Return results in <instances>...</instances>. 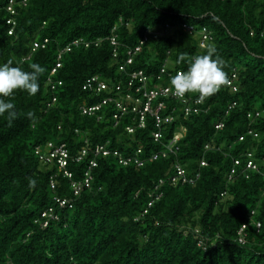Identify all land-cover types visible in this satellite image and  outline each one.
I'll return each mask as SVG.
<instances>
[{"label": "trees", "instance_id": "trees-1", "mask_svg": "<svg viewBox=\"0 0 264 264\" xmlns=\"http://www.w3.org/2000/svg\"><path fill=\"white\" fill-rule=\"evenodd\" d=\"M7 1L0 0V64L31 71L35 62L45 72L35 95L17 90L4 98L15 106L14 120L0 115V264H264V0H14L10 33ZM209 43L235 91L222 85L190 115L178 100L156 95L151 107L160 102L158 114L172 118L154 141V116L146 113L138 126L130 105L135 97L144 102L142 91L170 85ZM93 76L104 87H85ZM104 98L110 100L94 113L82 112ZM118 101L127 102L122 114ZM175 131L182 133L177 150L149 160ZM106 141L122 154L139 148L144 162L122 165L95 154L84 183L93 151ZM47 142L66 147L70 178L55 160L35 155ZM247 151L258 171L245 177ZM175 163L189 176L198 173L194 182L154 189ZM71 179L82 183L77 193ZM157 191L161 196L147 206ZM48 207L57 216L42 225Z\"/></svg>", "mask_w": 264, "mask_h": 264}, {"label": "built area", "instance_id": "built-area-1", "mask_svg": "<svg viewBox=\"0 0 264 264\" xmlns=\"http://www.w3.org/2000/svg\"><path fill=\"white\" fill-rule=\"evenodd\" d=\"M7 2L8 3L6 5L5 9L9 13L10 16H8L6 19V23L9 25L8 30L6 32L10 33V32H12L13 26L15 24V20H14L13 15L16 13V9H14V7H13V3L15 2L14 0H8ZM183 27L185 29H188V31H191V28H192V26H186L185 24L183 25ZM112 32L113 31L110 32L108 39H109V42L111 45H115L116 44V34H114ZM200 34L202 36V39H205L208 35V32L206 29H204V27H202V28H200ZM79 41H81V39L74 40L73 43L75 44V43H78ZM44 42H45V39L43 40V43ZM39 45L43 46L42 43H40ZM37 46H38V42L32 43V49H34ZM135 50H137V47L134 48V51ZM129 53H130V51H128V54ZM55 67H57V65ZM54 69L55 68L53 67L51 70L54 71ZM177 72H182V71L177 70L176 73ZM134 75L136 76L135 72L132 73V77ZM137 75H138V80L142 82L143 76L141 75V72L138 71ZM95 81H96V77H94V76L90 77L86 81L84 86L90 88L91 84H94ZM95 83L97 85L96 86L97 90L100 89L101 87H104V84L100 81H96ZM232 83H233L232 79H228L226 85L231 87L230 90L235 91L236 87ZM129 84H130V82H129ZM140 89H141V84L135 88L136 92L139 91ZM142 92H143L142 95L145 97L144 102H140L138 97H135L132 105H130V110H132L138 114V126H141V127L144 125L146 113L154 116L155 125H156L157 129L155 131H153L152 135H153V140L156 142L159 140V138L161 136V128H160L161 123L163 121L171 120L172 117L170 114H167L164 117H161L158 114V111L161 108L160 102H158L154 108L151 107V99L153 97H155L158 94L169 95L171 98L178 100L182 104L181 109H182V112L184 115H190L191 113H197L198 111L201 110L200 104L202 103V100H200L198 98V95L194 98H191V97L186 96V95L183 98L176 97L172 94V89H171L170 85L161 86L159 89L149 88L147 91H142ZM126 99L127 100L129 99V94L126 95ZM108 100H110V99L104 98L101 100L100 103L92 104V105H89L87 107H83L82 112L86 113V114L94 113V111L99 109V107ZM123 103L126 104L127 102H119V101L116 102V105L120 109L121 114L126 109V105H124ZM233 104H234V102H232L231 105H229L228 107L232 106ZM255 115H257V112L255 113ZM113 117L118 118L119 114L115 113L113 115ZM222 124H223L222 121H217L214 124V127L216 129H219L222 127ZM126 130L128 132H131L132 126L131 125L126 126ZM245 133L246 134H252L253 136L256 135V133L250 129H247L245 131ZM181 136H182L181 132H174L173 136L163 145V148H160L157 151L150 152V154L148 155V159L153 160V159H156L158 156L166 157L169 153L175 152L178 148L177 147V141L180 139ZM243 137L244 136L242 134L239 135L238 140L243 139ZM207 146L208 145H206L205 147H207ZM86 152H87L86 148L85 147L82 148L80 150V153L78 155H76L75 157H73V159L78 160ZM93 152H94L93 153L94 156L91 159H89V167L86 171L83 172V176H84L83 182L84 183L89 182L91 179V174L89 172V168L92 166H95V164H96L95 154L101 155L103 157L111 154V155L115 156L117 158V161L119 163H121L122 165H127L130 162H133L134 164L139 166L144 162V159L139 156V152H140L139 148H136L134 152L122 154L119 150H117L115 148L108 147V141H106L105 143L99 144ZM34 153H35V155H37V157L40 161H43L45 163L51 162L52 160H55L57 169L61 170L62 174L64 176H66L68 178L71 177L70 172L67 169H65V165L67 163L66 161H67V158L69 157V154H67L68 151L63 144L54 145L51 142H47L44 145L43 149L39 146H36L34 149ZM250 153H251L250 151L246 152L247 158H246L244 167L240 171V173H242L245 177H247V171L248 170L249 171L250 170L258 171L257 165L249 157ZM233 162H234V164H237V163H239V160L235 157L233 159ZM199 164H201V165L205 164V160L204 159L200 160ZM259 172L264 177V170H260ZM232 173H233V170H231V173L228 174L227 177L230 178L233 175ZM197 176H198V173H195L194 176H188L186 171L184 170V168H182L178 164H175L174 168H173V172L169 176L168 180H164L163 178H158L157 182L154 185V189H159L160 185H163V183H165V181H168L169 183H172V184L173 183H179V184L189 183L190 184V183L194 182V179ZM70 184H71V187L73 188V193H77L79 191V189L81 188L82 183H81V181H75V180L71 179ZM48 186H50L51 189L53 188V178L52 177L49 178V185ZM160 196H161V191H157L155 193V195H153V199H150L147 202V206H149L152 203V200L158 199ZM56 201L59 203V206H63V204H64L63 200L56 199ZM41 216L44 217L42 225H45L47 219H55L57 215L54 213V211L52 210L51 207H48V208L43 209L41 211ZM237 240L239 242H243L242 236H238Z\"/></svg>", "mask_w": 264, "mask_h": 264}, {"label": "clouds", "instance_id": "clouds-1", "mask_svg": "<svg viewBox=\"0 0 264 264\" xmlns=\"http://www.w3.org/2000/svg\"><path fill=\"white\" fill-rule=\"evenodd\" d=\"M204 47H206L205 52L194 56L186 70L177 72L171 77L170 87L174 96L183 98L186 94L195 93L200 100H203L215 94L222 85L227 83L223 60L216 54L215 47L211 43ZM182 59L183 57L178 58L177 63H180ZM30 68L31 71H24L19 67L11 66L10 63L0 64V115L6 114L9 121L16 118L15 106L10 100L4 98L12 97L17 90L24 91L30 96L35 95L39 90L38 80L45 72V68L35 62L30 65ZM27 115L29 118L33 117L31 112ZM175 164H173L172 172ZM184 170L186 171L185 168ZM194 175L195 173L192 176ZM29 183L32 184L34 181L30 180Z\"/></svg>", "mask_w": 264, "mask_h": 264}]
</instances>
